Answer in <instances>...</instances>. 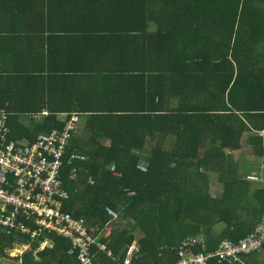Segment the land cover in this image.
I'll list each match as a JSON object with an SVG mask.
<instances>
[{"label": "trees", "instance_id": "1", "mask_svg": "<svg viewBox=\"0 0 264 264\" xmlns=\"http://www.w3.org/2000/svg\"><path fill=\"white\" fill-rule=\"evenodd\" d=\"M28 1L0 0V101L9 112L10 139L17 142L61 129V114L84 115L66 150L61 180L69 193L63 211L83 218L89 234L112 254L92 246V264H120L132 243L131 264H174L188 237L202 236L212 251L221 240L238 241L264 223V185L253 186L230 154L247 138L264 161V0H54L61 14L92 20L88 26L129 14L137 32L155 26L149 40L136 39V52L149 44L146 72L155 82L136 104L48 99V83H101L115 73L91 68L54 75L32 67L30 20L38 1ZM94 29L84 39L90 51L106 43L116 52L120 46ZM97 53L84 60L92 65ZM43 107L50 114L24 121ZM211 175L220 184L218 196L210 192ZM106 227L111 230L103 237ZM44 240L51 245L40 249ZM18 242L15 232L0 233V264ZM259 255L244 256L242 264H260ZM14 260L79 264L71 241L56 235L40 236Z\"/></svg>", "mask_w": 264, "mask_h": 264}, {"label": "built area", "instance_id": "2", "mask_svg": "<svg viewBox=\"0 0 264 264\" xmlns=\"http://www.w3.org/2000/svg\"><path fill=\"white\" fill-rule=\"evenodd\" d=\"M48 114L50 112L42 108L27 113L26 118L39 120ZM61 120V129L39 133L31 143L17 142L10 139L9 112L0 101V233L15 232L22 241L12 248L19 253L10 254L12 263L18 264L14 259L42 235L69 239L79 264H92V246L112 258L106 245L89 234L83 218L74 220L70 213L63 211V201L69 199V193L63 188L61 169L66 150L79 128L80 113L65 114ZM138 169L146 170L143 164H139ZM110 171L119 175L113 165ZM248 179L259 180L255 175ZM88 183L93 184V180L88 178ZM106 212L116 217L111 209L106 208ZM110 229L105 228L103 237L109 235ZM50 243L44 240L39 247L43 249ZM263 250L264 223L238 241L221 240L212 251L206 250L202 236L188 237L181 242L174 264H242L244 256ZM135 251L136 245L132 243L120 264H131Z\"/></svg>", "mask_w": 264, "mask_h": 264}, {"label": "crops", "instance_id": "3", "mask_svg": "<svg viewBox=\"0 0 264 264\" xmlns=\"http://www.w3.org/2000/svg\"><path fill=\"white\" fill-rule=\"evenodd\" d=\"M37 1V5H33L32 9H36L39 15L33 14L30 20L33 25V29L30 32L33 48L28 52V55H31L30 65L32 64V67L37 65L39 71L53 72L54 75L58 72L77 71V73H81L85 69L91 68L93 71H98V73H115L111 75V79L101 83H82L80 81V83H59V86L56 83H48L47 88H45L48 99L64 102L84 97L86 100L101 104L109 102H114V104H136L146 100V94L149 91L147 89L149 87L148 84L155 83L149 78L150 72H146L151 68L149 64L150 47L148 43H144L143 47H140L137 52L135 47L137 37H139L138 40H145V37L146 40H149V37H147L149 35L148 32L153 31L155 26L150 24L146 31L137 32L135 30V17L130 14L119 20V22L113 23L114 21L111 18H107L100 19V24L97 26L95 24L88 26L87 23L92 20L80 15L61 14V6L59 3L56 4L54 0ZM32 2L34 0L28 1V4L32 5ZM93 26L103 32L107 40L112 39L116 43V47L120 46L116 52L113 51L114 49L106 48V43L103 44L102 49L97 47L98 51L95 52L94 47H92L90 51L89 46L85 45L84 39L87 40L92 37L93 31L96 30ZM101 50V53H97ZM96 53L99 56L95 60L97 63L93 61V64L89 65L84 59L86 57L89 59V56H94ZM138 53H142L143 57ZM120 55L130 58L125 60V62L117 61L115 57ZM75 56L79 57L78 61H74L73 57ZM83 56L85 58L82 59ZM136 56L143 58V60L137 62L136 59L132 58ZM2 67L4 68V64ZM120 75H124L123 77L128 75L129 77L121 79L118 77ZM158 83H162V81L159 79ZM32 90L37 91V89L33 88ZM70 92L72 93L71 96ZM83 116V114H80L81 120L84 118ZM24 117V121H26L27 118L26 116ZM246 140L247 138L242 142V149L246 150V152L242 153L237 161L243 166L245 176L253 186L264 185V161H262V166L258 164L257 167V162H261V160L253 155V148L246 144ZM248 164H252L254 167L247 168ZM259 166L261 169H259ZM250 175H257L260 178L259 180H250L248 179ZM209 179L211 194L218 196L221 192L220 184L214 175H211ZM218 230H220V227H218ZM50 245L51 243L47 246ZM257 260L260 264H264V252L260 253Z\"/></svg>", "mask_w": 264, "mask_h": 264}, {"label": "rangeland", "instance_id": "4", "mask_svg": "<svg viewBox=\"0 0 264 264\" xmlns=\"http://www.w3.org/2000/svg\"><path fill=\"white\" fill-rule=\"evenodd\" d=\"M242 148H243V146H242L241 149L238 150L237 152H232V153H230V154L232 155L233 159H235L236 161H237V159H239V157H240V155H241L242 153L246 152V150H244V149H242ZM238 152H239V153H238ZM244 156H246V155H244ZM260 160H261V162H257V167H258V164H260V166H262L261 164H262L263 159H260ZM260 166H259V169H261ZM259 178H260V177H259ZM7 253H8L7 258H4V259H3L4 262H6V264H10V263H12V261H13V258L10 257V254H12V255L19 254V253L17 252V250H13V249L8 250ZM0 263H1V262H0Z\"/></svg>", "mask_w": 264, "mask_h": 264}]
</instances>
